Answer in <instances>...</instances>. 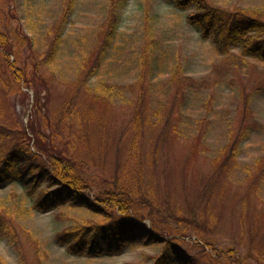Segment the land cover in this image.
Here are the masks:
<instances>
[{
	"label": "rangeland",
	"instance_id": "374dc122",
	"mask_svg": "<svg viewBox=\"0 0 264 264\" xmlns=\"http://www.w3.org/2000/svg\"><path fill=\"white\" fill-rule=\"evenodd\" d=\"M208 1L264 11V0ZM118 7L0 0V159L22 140L35 149L39 129L46 152L82 165L85 191H127L131 215L194 264H264V61L220 53L189 23L195 8L167 0H125L105 44ZM35 201L16 183L0 188V264H155L163 252L146 236L75 254L67 233L104 218Z\"/></svg>",
	"mask_w": 264,
	"mask_h": 264
},
{
	"label": "trees",
	"instance_id": "16d2710c",
	"mask_svg": "<svg viewBox=\"0 0 264 264\" xmlns=\"http://www.w3.org/2000/svg\"><path fill=\"white\" fill-rule=\"evenodd\" d=\"M124 1L115 0L119 7L113 9L105 44L110 43L116 34L120 18L118 9ZM167 1L180 9L194 7L195 11L188 15L189 23L197 26L205 38L212 39L220 53L228 54L239 49L245 57L264 61V11L256 8L227 10L211 5L208 0ZM4 42L5 39L0 37V44ZM11 67L15 79L21 82L24 77L22 68H15L13 64ZM40 101L36 98L34 104L38 113ZM33 131L37 136L34 137L35 149L22 140L0 159V188L10 183L18 184L30 196L36 195L34 207L38 210L68 203L103 217L101 223L84 224L67 233L71 252L94 257L105 252L115 254L121 251L124 242L136 243L147 236L145 244L163 246L155 264H194L191 256L172 239L165 238L158 230L151 231L140 218L131 215L130 212L135 214L137 211L127 191L107 189L95 194L85 191L90 185L82 165L71 156L67 157L66 153L46 152L37 144V138L43 140L50 135H44L39 129ZM2 136L0 130V138Z\"/></svg>",
	"mask_w": 264,
	"mask_h": 264
}]
</instances>
